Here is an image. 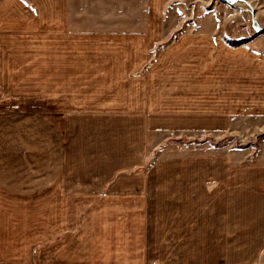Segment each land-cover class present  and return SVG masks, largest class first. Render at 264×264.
<instances>
[{
    "label": "crops",
    "instance_id": "0c3cea01",
    "mask_svg": "<svg viewBox=\"0 0 264 264\" xmlns=\"http://www.w3.org/2000/svg\"><path fill=\"white\" fill-rule=\"evenodd\" d=\"M165 2L1 1L14 95L0 112V264H47L46 252L51 264H264V138L248 151L192 144L162 177L124 174L163 140L188 148L187 136L264 120L263 48L229 46L219 21L196 23L151 62L181 25ZM28 82L41 97L25 96Z\"/></svg>",
    "mask_w": 264,
    "mask_h": 264
},
{
    "label": "rangeland",
    "instance_id": "374dc122",
    "mask_svg": "<svg viewBox=\"0 0 264 264\" xmlns=\"http://www.w3.org/2000/svg\"><path fill=\"white\" fill-rule=\"evenodd\" d=\"M1 1L2 0H0V4ZM248 3L253 6V10L255 12L257 20L260 26L264 28V0H244L241 2L239 1L231 6L224 4L218 0H166L164 4L166 17H170L169 20L172 22L173 27H175V24L177 22L181 23V25L173 30L171 34V40L160 44L151 51V54L155 55L154 57L151 56V62L156 61L158 58V54L162 50L166 49L169 44L173 42L177 37H179V35H181L182 33H185L187 31H199L198 29L201 25L195 26L196 23L199 24V22H205L206 24H213L215 20L223 24L220 31H223V33H225L224 39L229 46L237 48L253 42L252 44L254 46L263 48L262 50L264 52V33L257 34L253 29V16ZM47 34L48 33L44 34V37H41L39 35V47H41L42 44L46 45L48 42H50V40L48 41L49 37H47ZM0 35H3L2 31H0ZM3 46L4 44L0 42V49ZM4 58H0V60ZM1 63L2 61H0V112L8 107V105H6V102H8L7 100H9V97L14 95L13 89H11L10 87L7 89L4 88L3 82L6 80H10L13 76V73L11 74L10 72H5L4 67L3 65H1ZM36 76L43 77L45 76V74L39 72V74H36ZM22 82L26 84L24 80H22ZM28 84L30 85H27L28 87L24 89V92L28 95L21 93L17 94V96L14 97H20L22 99H24V95L28 96V99L35 98L36 95H39V97H41L42 90L37 89V91L34 86H32V84L36 85L37 83L28 82ZM37 100L39 101V98ZM27 104H29L28 106H32L34 104V101L28 100ZM235 129L236 131L234 133L230 132L225 136L220 135L219 137L212 135H205L198 138L187 136L183 139L185 140L184 142L189 145L188 148H185L183 146L184 143L182 144L181 142H179V136L175 138L172 137L170 140H168V145H166V147L163 145V139L165 138H151V145L153 140H155L156 143L163 140L162 142H160V144H158L160 145L158 151L149 154L146 164H143L141 167H137L133 170H126L124 174L129 175L136 172V174L140 173L143 176L162 177L167 175V173L171 172V170L175 168L174 165L176 162L186 160L189 157L194 156L193 154L185 153L186 150H189L192 144L213 145L218 150L220 149V153H222V150L227 152L230 149H235L236 151H248L250 148H256L257 144L264 138V120L253 119L250 121H237ZM166 138H168V136H166ZM150 161L152 162L149 164ZM78 235L79 234L77 233L73 234V236L75 237ZM120 236L121 234L119 233H109L108 243L119 244ZM64 237L65 234H60L59 238L55 241H51L46 244L39 243V253L41 252V250L52 247L58 241H65L66 239ZM96 237L97 234L95 233H89L87 235V239H92V242H96ZM101 237L103 238V235H101ZM116 247H114L113 250L111 249L109 253H112V251L115 252ZM120 251L121 249L120 247H118V254L120 253ZM122 251L125 258L131 257V233L125 232L123 234ZM46 253L47 254H45V260L49 262L47 264H51L52 259H56L57 255H54L52 252Z\"/></svg>",
    "mask_w": 264,
    "mask_h": 264
},
{
    "label": "water",
    "instance_id": "95a60500",
    "mask_svg": "<svg viewBox=\"0 0 264 264\" xmlns=\"http://www.w3.org/2000/svg\"><path fill=\"white\" fill-rule=\"evenodd\" d=\"M218 1L231 6V5L236 4L239 1L241 2V1H244V0H218ZM248 6H249V8L251 10V13H252V16H253L252 17V27H253V29L255 30V32L257 34L264 33V28L260 26V24H259V22H258V20H257V18L255 16V12L253 10L254 9L253 6H251L249 3H248Z\"/></svg>",
    "mask_w": 264,
    "mask_h": 264
}]
</instances>
